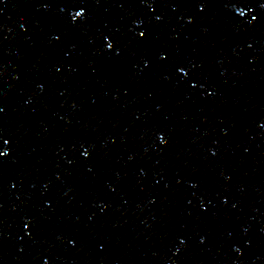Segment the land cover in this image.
I'll return each instance as SVG.
<instances>
[{"label":"water","instance_id":"obj_1","mask_svg":"<svg viewBox=\"0 0 264 264\" xmlns=\"http://www.w3.org/2000/svg\"><path fill=\"white\" fill-rule=\"evenodd\" d=\"M0 264H264V0H0Z\"/></svg>","mask_w":264,"mask_h":264}]
</instances>
